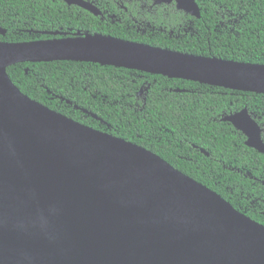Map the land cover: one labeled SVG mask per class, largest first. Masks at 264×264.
<instances>
[{"label": "water", "instance_id": "water-1", "mask_svg": "<svg viewBox=\"0 0 264 264\" xmlns=\"http://www.w3.org/2000/svg\"><path fill=\"white\" fill-rule=\"evenodd\" d=\"M64 1L101 14L88 2ZM177 1L200 17L194 0ZM57 61L264 95L261 64L102 34L0 42V264H264L263 225L151 151L32 100L7 73ZM221 120L264 154L262 127L248 109Z\"/></svg>", "mask_w": 264, "mask_h": 264}, {"label": "trees", "instance_id": "trees-1", "mask_svg": "<svg viewBox=\"0 0 264 264\" xmlns=\"http://www.w3.org/2000/svg\"><path fill=\"white\" fill-rule=\"evenodd\" d=\"M110 2V8L117 9L114 1ZM205 2L206 7H213ZM260 2L264 9V2ZM75 18L65 5H56L52 0H0V28L6 30L5 35L0 34V42L38 41L52 38L41 35L43 31L50 34L75 27L83 34L264 65V17L260 11L245 20L251 26L249 30L224 38L225 34L215 31V25L208 21L211 30L201 25V32H189L182 39L165 33L141 37L125 24L104 23L86 12L82 14L85 21ZM208 18L203 14L204 20ZM207 39L213 44L208 45ZM7 73L32 100L82 125L151 151L264 226V185L260 181L253 184L251 179H264V154L246 146V136L221 120L246 108L264 128V95L75 61L19 63L9 67Z\"/></svg>", "mask_w": 264, "mask_h": 264}, {"label": "flooded vegetation", "instance_id": "flooded-vegetation-1", "mask_svg": "<svg viewBox=\"0 0 264 264\" xmlns=\"http://www.w3.org/2000/svg\"><path fill=\"white\" fill-rule=\"evenodd\" d=\"M54 4H63L66 9L73 15H76L75 20L85 21L82 18L84 12L94 15L89 10L77 4L69 5L64 0H52ZM88 2L89 5L96 7L100 11V15L95 17L99 18L101 22L112 24H125L129 28H133L141 37L155 36L157 33H165L171 38H186L189 32L202 31L199 26L203 25L208 30L211 28L206 24L207 21L210 25H215V31L225 34V36H239L244 31H247L251 26L244 23L245 20L253 17L257 11L262 12L264 17V9L261 8V2L264 0H194L199 7L200 17H196L189 12L178 8L177 0H113V4L117 9H111L109 4L110 0H82ZM209 1L213 7H206V2ZM79 12V13H78ZM203 14L208 15V19H203ZM79 16V17H78ZM164 17L163 21L160 18ZM202 20L201 23L197 21ZM198 26V27H197ZM63 28V27H61ZM80 28L67 27L65 31H61L63 35L54 36L41 32V35L52 36L43 40L55 38H69L74 37L76 33H81ZM199 32V31H198ZM199 32V33H200ZM83 34V33H82ZM229 34V35H228ZM194 36V34H193ZM218 39L222 41L223 39ZM207 44L212 45L213 42L207 39ZM143 94L142 90L139 93ZM263 139H264V128ZM255 182H263V177L251 178Z\"/></svg>", "mask_w": 264, "mask_h": 264}]
</instances>
